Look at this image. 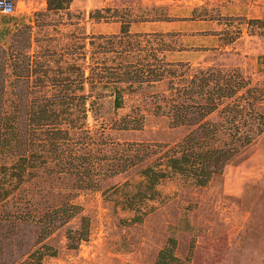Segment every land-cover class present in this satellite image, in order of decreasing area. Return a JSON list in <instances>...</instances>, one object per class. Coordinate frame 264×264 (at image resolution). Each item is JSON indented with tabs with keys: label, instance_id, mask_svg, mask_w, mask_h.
<instances>
[{
	"label": "rangeland",
	"instance_id": "rangeland-1",
	"mask_svg": "<svg viewBox=\"0 0 264 264\" xmlns=\"http://www.w3.org/2000/svg\"><path fill=\"white\" fill-rule=\"evenodd\" d=\"M68 1L64 10L55 11L47 0H13V14H0V45L7 47L13 32L27 25L30 53L44 54V69L60 74L69 65H93L94 50L108 47L105 41H94L93 47V37L118 36L128 22L130 34L144 35L140 40L153 33L178 34L169 41L177 52L165 54L166 62L178 65L172 76L153 85L134 90L119 85L126 89L120 109L114 107L112 86L84 85L83 94L91 97L86 126L94 135L103 131L94 151L107 156L94 176L96 188L78 189L77 178L65 173L63 161H69L70 151L57 167L52 156L51 170L40 171L26 185L32 206L24 203L23 210L43 215L63 206L69 196L81 213L66 224L54 218L0 220V246L10 243L0 253V264H19L42 245L56 253L42 264H154L171 240L180 264H264V101L250 106V99L240 97L243 89L203 119L216 125L204 145L231 151L223 168L206 172L193 160L180 174L170 166L197 128L188 123L202 119L200 108L208 103L209 91L217 99L219 72L226 79L240 74L249 88H264V0ZM163 17L176 21H153ZM146 51L97 57L107 65L127 59L150 63ZM203 78L209 84L193 93ZM47 86L43 91L50 95ZM149 168L162 173L156 182L145 175ZM16 208L12 202L0 203V217ZM49 224L53 230L40 236L42 225ZM7 231L15 233L8 241L2 239ZM81 233L85 238L78 241Z\"/></svg>",
	"mask_w": 264,
	"mask_h": 264
},
{
	"label": "trees",
	"instance_id": "trees-1",
	"mask_svg": "<svg viewBox=\"0 0 264 264\" xmlns=\"http://www.w3.org/2000/svg\"><path fill=\"white\" fill-rule=\"evenodd\" d=\"M47 1L53 8L49 10L55 11L64 10L63 3L70 2L68 0ZM101 13L102 11H96L98 16H101ZM155 20L156 22L176 21L170 17L156 18L153 21ZM180 21L187 20L180 19ZM129 28L130 23L123 22L118 36L93 37L91 41L93 47L94 41H105L108 47H98L94 50L91 55L94 60L93 65H89L87 69L78 65H69L66 68H60V74L54 75H49V70L44 69V54L30 53L31 28L29 26L22 25L13 32L7 47L0 45V203L1 206H5L6 203L12 202L17 206L15 212L4 214L0 220H9L12 216L19 222L38 220L36 222L40 223L47 218L48 220L54 218L53 220L62 219V223L66 224L81 213L80 206L68 202L69 196L66 203L54 211L43 215L35 209L25 212L24 203L32 206L26 185L37 177L40 171L51 170L49 159L52 156H55L52 161H55L54 167H57V164L64 160L60 159L66 155L64 153L70 151L67 153L69 161H63L66 165L62 166L66 168L65 173L77 178L78 189L96 188L97 181L94 176L98 173L100 161L105 160L107 156L95 154L94 151L98 139H102L103 131L94 135L86 126V106L91 97L83 94L84 85H89L90 89L96 85L103 88L112 86L114 107L120 109L123 106L122 92L126 89L119 85H126L128 90H134V86L153 85L174 74L172 67L178 64L166 62L165 54L177 52L169 41L176 38L178 34L153 33L147 35L148 38L140 40L144 35L130 34ZM124 38H127L128 42L124 43ZM144 50H147L149 54L147 58H150V63L130 62L127 59L119 63L112 61V65H107L100 63L97 57L103 54L115 56L140 54ZM86 70L89 71L87 76ZM72 75L76 76L75 79ZM204 78L198 91L193 93H202L203 88L209 84V79ZM220 80L224 82L222 85L219 84ZM214 83L217 99L209 91L208 103L200 108L199 116L202 119H193L188 123L197 128L181 144L183 153L180 158L170 159L171 168L180 174L188 172L193 160L201 162L206 172L218 171L230 161L231 151L213 150L204 145V142L208 144L209 139L212 140L216 125L208 124L203 119L215 112L222 100L234 98L239 91L245 89L240 97L250 99V106L254 102L257 104L264 101V88H249V83L240 74L226 79L219 72ZM47 84L53 91L50 95L44 94L43 91L48 87ZM75 84L78 88L76 92L80 95L69 89L70 85ZM189 108L193 109L192 106ZM239 112L241 111L238 110ZM147 171L145 175L151 182H156L162 174H156L150 168ZM51 226L54 225H42L40 236L50 233L54 228ZM7 233L9 235L6 234L3 240L8 241L15 235L12 231ZM81 234L78 241H83L85 238L83 236L85 234ZM7 245L0 246L1 254ZM174 248L175 242L171 240L169 245L158 253L154 264H180L174 255ZM55 255L56 253L49 247L42 245L19 264H42L46 256Z\"/></svg>",
	"mask_w": 264,
	"mask_h": 264
},
{
	"label": "built area",
	"instance_id": "built-area-1",
	"mask_svg": "<svg viewBox=\"0 0 264 264\" xmlns=\"http://www.w3.org/2000/svg\"><path fill=\"white\" fill-rule=\"evenodd\" d=\"M15 6L13 0H0V14L2 15H12Z\"/></svg>",
	"mask_w": 264,
	"mask_h": 264
}]
</instances>
